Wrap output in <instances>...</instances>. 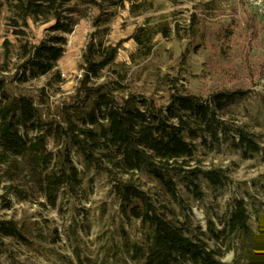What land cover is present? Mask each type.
I'll return each mask as SVG.
<instances>
[{"label": "trees", "instance_id": "1", "mask_svg": "<svg viewBox=\"0 0 264 264\" xmlns=\"http://www.w3.org/2000/svg\"><path fill=\"white\" fill-rule=\"evenodd\" d=\"M123 2L0 0V11H5L15 36L12 40L5 34L0 43V201L13 193L19 200L44 196L55 206L60 187L73 189L83 181L82 171L73 162L76 150L86 171L95 168L112 176L124 217L140 219L149 227L143 244L131 243L126 237L124 246L133 260L142 264H230L221 257L231 249L233 234L253 235L247 200L235 198L231 211L220 219L221 227L210 218L203 230L186 214L182 219L173 217L174 209L158 202L134 175L154 177L163 193L176 202L181 201L180 184L194 199L205 195L201 178L212 187L223 185L229 179L227 169L202 166L196 152L199 148L212 151L222 142L232 144L243 158L264 150L256 134L231 114V107L242 102L248 90L224 87L203 96L179 84L181 77L169 75L163 78L165 93H160V87L147 90L138 85L140 64L154 54L156 36H177L179 30L164 14L146 18L132 34L137 47L130 53L131 63L119 62L123 40L114 43L99 32H108L106 24L114 14L109 6H123ZM129 2L133 16L154 7L153 0ZM87 10L96 12L92 13L95 30L89 33L82 53L81 75L73 91L66 93L54 87V82L63 81L58 61L65 51V34ZM30 21L50 23L38 42L28 38ZM204 22L205 18L192 13L182 62L192 44L198 48L206 39ZM247 24L253 43L261 30L256 13ZM43 76L48 79L37 82ZM58 92L60 97L53 98ZM48 137L56 151L49 149ZM7 238L29 241L13 216L0 218V243ZM206 238L225 249L212 248ZM242 243L244 254L238 252L233 264H264V231L257 241L244 243L242 239ZM119 260L116 257L114 264ZM122 261L128 264L125 257Z\"/></svg>", "mask_w": 264, "mask_h": 264}, {"label": "rangeland", "instance_id": "2", "mask_svg": "<svg viewBox=\"0 0 264 264\" xmlns=\"http://www.w3.org/2000/svg\"><path fill=\"white\" fill-rule=\"evenodd\" d=\"M206 1L153 0V9L133 16L129 0H124L123 6H109L114 14L106 24L108 32L100 31L99 36L114 43L123 40L117 61L131 63L130 53L137 47L132 37L136 28L145 24L148 17L166 15L179 34L169 38L162 34L156 36V50L140 64L142 72L137 84L147 90L160 87V93H165L163 78L166 75L179 76V84L203 96L219 88L243 87L248 94L242 102L231 107V114L253 131L264 146V17L252 0H213L211 4H206ZM92 13L96 14L92 10L84 12L74 29L65 34V51L57 65L63 81L54 82V87L60 86L66 93L73 91L81 75L82 53L89 33L95 30ZM192 13L205 18L206 39L198 48L192 44L186 60L182 62L181 54L189 45ZM255 13L261 30L252 43L251 32L245 26H248L247 19ZM5 15V11H0V43L5 34L15 40ZM30 24L28 38L34 42L46 35V28L50 25L33 21ZM229 33L231 36L225 37ZM250 45L253 46L250 48ZM47 79L43 76L37 82L44 83ZM60 94L58 92L53 98H59ZM47 145L56 151L51 137L47 138ZM72 156L74 164L82 171L83 181L73 189L66 185L60 187L55 206L44 196L19 200L13 193H8L0 201V218L15 217L29 239L25 243L7 238L3 244L0 243V264H114L116 257L120 259L118 264H125L122 261L124 257L128 264H142V261L131 258L124 244L126 237L131 243L143 244L149 227L140 219L128 220L121 213L113 191L112 176L95 168L86 171L76 150ZM196 158L202 161V166H221L229 174V179L217 188L201 178V186L205 190L202 199H194L180 184L181 201L176 202L163 193L154 177L139 172L134 178L158 202H165L174 209L173 217L182 219L186 214L194 226L199 225L203 230L210 218L219 229L220 219L231 211L235 198L247 200L253 235L245 238L242 234H233L231 249L221 257L233 264L238 252L244 254L240 251L242 239L244 243L255 242L264 231V150L253 157L243 158L232 144L222 142L212 151L199 148ZM121 176L129 177L126 174ZM40 202H45V205ZM206 239L212 248L220 245L225 249L213 239Z\"/></svg>", "mask_w": 264, "mask_h": 264}, {"label": "built area", "instance_id": "3", "mask_svg": "<svg viewBox=\"0 0 264 264\" xmlns=\"http://www.w3.org/2000/svg\"><path fill=\"white\" fill-rule=\"evenodd\" d=\"M252 4H254L259 12L264 16V0H252Z\"/></svg>", "mask_w": 264, "mask_h": 264}]
</instances>
